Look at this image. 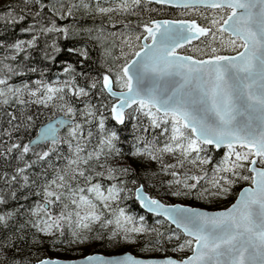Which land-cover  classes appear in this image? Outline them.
Instances as JSON below:
<instances>
[{"label":"snow or ice","instance_id":"obj_1","mask_svg":"<svg viewBox=\"0 0 264 264\" xmlns=\"http://www.w3.org/2000/svg\"><path fill=\"white\" fill-rule=\"evenodd\" d=\"M153 2L180 10L179 15L187 18L116 21L121 29L108 35L113 38L112 48L117 54L105 50L113 63L105 64L104 71L91 78L86 73L78 74L85 78V86L77 85L69 75L75 72L71 64L62 68L66 79L59 83L43 79L45 68L41 79L12 84L9 80L13 77L34 73L36 68L5 61H15L19 53L27 60V49L35 47L42 33L67 36L68 28L57 26L56 17H71L78 10L86 16H107L108 21L114 16L135 17L141 0H33L36 9L50 13L47 24L36 19L41 13L28 8L27 3L20 9L8 7L0 14V20L18 23L24 20L27 9L33 22L20 31L35 33L27 41L7 43L6 54L0 59V106L4 107L0 113L4 117L0 125V159L5 163L15 160L12 175L0 179L6 184L18 182L22 189L34 188L36 196L21 212L26 217L23 223L3 237L0 264H31L16 255L20 252L17 242L38 244L43 242L42 237H53V243H83L96 224L104 229L111 226L109 241L133 244L138 236L154 233L143 250L163 251L162 241L177 239L172 251L183 252L187 247L191 254L182 259H140L128 253L87 255L67 264H264V0ZM73 32L86 33L91 39L100 38L94 33L103 34L100 27L73 26ZM192 41L198 44L192 52L205 58L181 54L180 50L191 46ZM60 50L52 38L41 55L51 61ZM70 51L87 55L82 48ZM90 93L96 96V103L91 102ZM71 97L82 105L79 109L73 106ZM33 104L53 111L59 107L62 115L49 117L47 123L41 121V126L34 128L35 117L28 114ZM106 112L115 125L131 121L136 133L131 155L162 166L170 177L163 181L168 186L167 195L205 200L228 195L232 185L240 181L247 186L240 189L230 206L210 212L161 202L142 187H135L133 180L140 207L162 217L155 221L157 225L167 222L176 230L164 234L160 228L147 226L144 216L112 207L129 191L125 180H116V174H127L131 169L127 165H106L107 159L119 153L115 146L118 133L107 126ZM85 125L89 130L85 131ZM141 125L146 131L150 127L158 132L149 139L147 134H140ZM33 130L35 135L25 139L24 133ZM97 137L98 142L89 146ZM209 147L223 149L218 162L210 165L211 176L205 170L214 159L208 155ZM165 156L172 162L164 163ZM33 167L38 170L26 174ZM155 175L150 173L149 178ZM101 177L115 182L107 183L105 188ZM11 195L15 197L14 192ZM15 212L10 209L0 213V225L7 229ZM26 227L34 234L18 235ZM65 227L70 240H63ZM181 233L184 239H179ZM35 264L62 261L42 258Z\"/></svg>","mask_w":264,"mask_h":264},{"label":"trees","instance_id":"obj_2","mask_svg":"<svg viewBox=\"0 0 264 264\" xmlns=\"http://www.w3.org/2000/svg\"><path fill=\"white\" fill-rule=\"evenodd\" d=\"M41 2L47 3V0H41ZM27 3L28 8H32L33 11H39L41 16H37L36 19H41L45 24H47L48 19L50 17V13H48L45 9H36L33 6V0H5L0 5V14L5 13L8 7H14L16 9H20L24 7V4ZM145 8L148 11H145ZM155 8L157 11L152 12L151 9ZM138 15L135 17H113V21H108L107 16H97L94 13L89 15H84L82 10H78L74 16L59 18L56 17L55 21L57 26L67 27L68 35L65 36L61 33L57 36L55 33L45 35L41 34L37 37V41L35 42V47L27 49L29 56L28 59L25 60L22 53L17 54V59L15 61H5V63H16L20 64L23 62L27 67H35L36 71L26 72L22 76L13 77L9 80V83L18 84L21 81L30 82L32 80L41 79V72L43 69H47V71L43 72V79L48 82L56 81L59 83L66 79L65 75L62 72V68L67 64H71L75 70L74 73H70L69 75L73 76L74 81L79 86H85L86 80L82 77L81 73H86L89 78L97 76L98 73L104 71L105 64H112L113 61L111 56L108 55L106 49H111L112 55L117 54V50L112 48V44L114 43L113 38L108 35L110 32L118 31L121 29V25L116 23L119 20H147L149 18L154 19H182L187 18L179 15L180 10H174L169 6H161L157 5L154 2H148L145 0H141V4L138 6ZM192 18H198L194 13L189 14ZM33 22V16L25 9V18L24 20L18 23L9 24L4 20H0V41L4 42V45L0 46V59L5 56V47L7 43H14L15 40H25L31 39L32 35L35 33L29 32H21L20 29L22 27H28L29 24ZM38 26V25H37ZM73 26L77 29L81 28H91L100 27L103 30V34L94 33L98 39H91L86 33L83 32H73ZM106 37V39L104 38ZM55 38L57 46L61 49L58 53H55L53 59L51 61L46 60L42 57L41 53L44 50V46L46 43H49L50 39ZM118 43V42H117ZM198 46L197 41H192L191 46L185 45L183 49H181V54L183 55H194L196 58H205L200 56L197 53L192 52V47ZM26 47V46H25ZM82 48L86 51V56H81L78 51H70ZM51 52V48L48 49ZM204 52H207V49H203ZM219 54L228 55L232 54L229 52H221ZM118 91V89H117ZM92 97L91 102L96 103L97 98L94 93H90ZM27 99V97H25ZM65 99L68 100L69 97L66 95ZM84 100V97L80 98ZM110 99V98H109ZM114 102V101H112ZM58 103V102H55ZM71 103L74 107L79 109L82 105L77 102L75 97H71ZM13 109L8 108V111H12ZM4 112V107L0 106V113ZM28 114L33 115L35 117L34 128L41 126V121L46 123L49 120V117L62 115L59 107H56L53 111L52 108L45 109L42 105L33 104L28 109ZM18 115V113H17ZM107 119V126L109 128H114L118 133V139L115 143L117 149H119L118 154H113L110 159L106 160V165H110L112 167L117 166H129L130 171L127 174L117 173L116 180L123 179L125 180L126 186L128 188V194L125 198L121 196L120 201L113 202L112 207L116 208L119 206L123 208L125 212L131 213L133 216L142 215L144 216V223L152 228H160L164 234H167L169 230H176L167 222L162 225H157L155 223L156 220H162L161 217L153 216L152 214H147L143 212L137 201L134 199V191L132 181H136L135 187H142L143 191L151 195L152 197L161 200L164 203H182L190 207L203 208L207 210H221L223 208L228 207L235 199V195L239 192L242 187L247 186L246 182L240 181L239 183L233 184L231 189L229 190V194L222 197H216L212 199L205 200H197L195 197H173L167 195L168 186L163 183L164 180L169 179L170 177L165 175L162 171V166L158 165L155 161H149L144 157H133L131 152L133 150V138L136 133L133 131L131 121L122 122L120 125H115V122L111 120L109 113H104ZM77 120H79V116L77 114ZM4 117L0 115V125H3ZM145 123L146 118H145ZM85 131L89 130L87 125L84 126ZM139 132L141 135L147 134L150 139L151 136L157 134L158 130L149 129L146 131L141 125L139 128ZM14 136L19 135V133H14ZM35 131H31L24 133V138L27 139L30 136H34ZM3 139V137H0ZM162 139V138H159ZM98 142V137L91 141L89 146H94L95 143ZM140 147L143 146L141 143ZM64 153L67 154V149H63ZM203 155V153H202ZM208 155L210 157H214L209 161V166H205V170L211 176L212 169L210 167L211 164L217 163L220 156L223 155V149L216 150L215 148L209 147ZM30 158V157H28ZM164 163H171L172 159L169 156L163 157ZM15 165L14 158L7 163H5L2 159H0V176H4L5 174L12 175V166ZM38 169L33 167L26 170V174H31ZM99 171V168H96ZM150 173H156L154 177L149 178ZM104 183L105 188L107 183H113L115 181H104L103 178H100ZM207 187V185H204ZM15 193V197L11 195V193ZM24 197H27L25 199ZM36 200L35 189L34 188H20L18 182H12L10 184H6L4 179H0V213L8 211L10 209H15L16 212L14 217L9 221L8 228L5 229L3 225H0V243L3 241V237L8 235L9 230L14 232L17 224H22L23 220L26 217L21 216V212L24 208L29 207ZM108 214L105 213V216ZM64 236L63 240H70V236L67 232V228H64ZM111 231V226L109 228L104 229L99 226V224L92 226V231L87 233L89 239L84 241L83 243H68L65 244L63 242L53 243V237H42V243L31 244L26 241L17 242V247L20 248V252L16 253V255L21 259H28L31 261V264H35L37 259L42 258H56V259H77L83 256H87L93 253H100L103 255H113L119 254L123 252H130L131 254L140 257V258H159V257H173V258H183V255H189L187 247L183 250V252H174L172 251L173 247L177 244L178 240L173 239L171 241L164 240L162 241V247L165 249L163 251L152 250H143L145 248V241L151 240L154 237V233H145L137 237L136 243L128 244L123 241L117 242L115 239L109 241V233ZM178 231V230H177ZM27 234L31 236L34 234V230L26 227L23 229L22 233H18V235ZM95 236H100V239H96ZM179 239H184L183 234H180ZM14 249L9 250L11 254Z\"/></svg>","mask_w":264,"mask_h":264},{"label":"water","instance_id":"obj_3","mask_svg":"<svg viewBox=\"0 0 264 264\" xmlns=\"http://www.w3.org/2000/svg\"><path fill=\"white\" fill-rule=\"evenodd\" d=\"M145 1H148V2H153V0H145ZM167 6V5H166ZM170 7V6H169ZM59 116H61V115H58V116H56V117H59ZM48 122V121H47ZM46 122V123H47ZM40 127V126H39ZM216 150H219V149H222V147L221 148H215ZM143 190V189H142ZM239 193V192H238ZM134 199H135V196H134ZM136 200V199H135ZM137 203L139 204V202L137 201ZM139 207H140V205H139ZM188 207H190V206H188ZM140 209L143 211V212H145V213H147V214H152V213H150V212H148L146 209H143V208H141L140 207ZM199 209H201V210H204V211H219V210H207V209H203V208H199ZM222 210V209H221ZM153 215V214H152ZM159 217V216H158ZM162 218V217H161ZM173 228H175V225H172V224H170ZM124 253H128V254H130V255H132V256H134V257H136V258H140V257H137V256H135V255H133V254H131L130 252H123V253H119V254H113V255H103V254H100V253H93V254H90V255H98V256H103V257H112V256H120V255H123ZM166 257H168V256H166ZM82 258V257H81ZM81 258H77V259H69V260H64V259H60L61 261H62V264H67V262L68 261H79ZM164 257H159V258H140V259H163ZM171 258H173V257H171ZM173 259H176V258H173Z\"/></svg>","mask_w":264,"mask_h":264},{"label":"rangeland","instance_id":"obj_4","mask_svg":"<svg viewBox=\"0 0 264 264\" xmlns=\"http://www.w3.org/2000/svg\"><path fill=\"white\" fill-rule=\"evenodd\" d=\"M5 0H0V5L4 2Z\"/></svg>","mask_w":264,"mask_h":264}]
</instances>
